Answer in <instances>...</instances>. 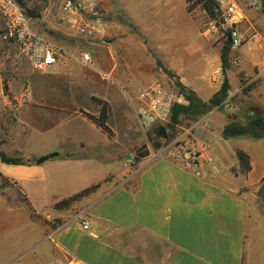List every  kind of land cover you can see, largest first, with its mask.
I'll return each mask as SVG.
<instances>
[{
  "label": "crops",
  "instance_id": "1",
  "mask_svg": "<svg viewBox=\"0 0 264 264\" xmlns=\"http://www.w3.org/2000/svg\"><path fill=\"white\" fill-rule=\"evenodd\" d=\"M96 1L109 13L106 0ZM238 1L245 5L250 0ZM120 3L125 9L123 21L117 20L114 14L105 20V37L112 38L108 46L96 40L75 44L73 52L69 53L73 58L47 73L68 81L72 88L57 98L59 112L55 134L62 139L64 155L58 152L59 157L53 160L79 165L97 160L101 165L80 170L73 182L75 192L63 198L99 184L87 200L90 204L85 218L67 223L47 242L66 258L67 264H264V204L256 196L259 197L264 185V137L223 135L227 126L245 127L253 120V108L264 111V60L251 59L247 65L240 66L241 59L230 50V67L225 73L230 90L224 104L236 115L221 116L220 134L216 137L198 136L195 141L186 142L188 147L206 150L204 154L212 160L216 172L203 165L201 175H197L179 159L163 154L155 158L148 156L138 169H129L123 159L125 156H114L109 151L107 145L111 138L82 114H69L71 104L79 108L72 91L78 88L88 92L90 100L95 97L106 101L112 112L117 111L121 117L125 110L124 99L135 87L153 78L152 52L160 57V62L167 64L168 71L183 81V67L186 69L185 63L191 62L190 55L194 52L189 46L196 35L199 37L193 14L200 7L188 13L185 0H121ZM258 15H244L245 19L239 24L247 20L251 29L249 35L259 25L264 27ZM131 25L147 38L148 44L130 32ZM192 26L196 34L190 31ZM257 41L264 49V43ZM147 46L152 47V52ZM245 46L246 43L241 49ZM90 51L94 52L93 56ZM82 53L90 55L98 71H84L86 66L79 62ZM73 62L81 66L80 74L74 73ZM101 62L110 67L109 72H100ZM231 70L234 85L229 82ZM101 74H109L110 80L102 79ZM213 80L215 84L210 92L200 89L199 82L191 84L192 92L201 103H208L220 89L223 81L220 82L217 75ZM247 80L244 88L243 82ZM229 99H233L231 106L226 103ZM94 105L96 109L89 114L98 113L99 106ZM111 117L112 114L108 126L114 133ZM77 149L82 152L80 155L69 153ZM237 151L248 156V171H241ZM97 157L107 159V165ZM43 164L11 166L2 163L0 172L19 181L34 205L33 191L40 184L35 180L41 176L39 166ZM110 177L113 178L110 180ZM83 223L88 225L87 230L82 227Z\"/></svg>",
  "mask_w": 264,
  "mask_h": 264
},
{
  "label": "rangeland",
  "instance_id": "2",
  "mask_svg": "<svg viewBox=\"0 0 264 264\" xmlns=\"http://www.w3.org/2000/svg\"><path fill=\"white\" fill-rule=\"evenodd\" d=\"M66 1L20 0V5L32 13L29 25L33 32L70 53L74 50L73 46L78 43L84 44L86 41L76 36L70 24L63 19L61 7ZM79 1L74 0L75 3ZM106 1L109 4L107 6L109 13L103 11L101 3L96 1L103 12L104 22L108 20L110 14H114L117 20L123 21L125 9H123L124 5L120 3L121 0ZM234 1L240 3L238 0ZM257 1L260 2L257 4ZM262 3L264 0H250L245 5L242 3L239 5L243 7L246 17L257 13L259 15L256 17H260L259 21L264 22V4ZM257 7H259L258 10ZM193 18L199 28V37L196 35L195 40L189 46L196 54L193 52L190 55L191 62L187 60L186 69L183 67V81L172 71H168L167 64L160 62V57L152 52V47L147 46L148 50L152 52L150 55L152 71L149 69L153 73L151 82L159 83L174 95L168 123L147 128L142 127L138 124L134 110L130 106L129 99L135 97L138 91L150 85L151 82L135 87L128 98L124 99L125 113L122 112L121 117H118L117 111L113 113L110 107V114H112L110 123L114 133L110 145L107 146L114 156L117 154L125 156L123 159L126 160V166L129 169L136 170L147 159L146 157L155 158L160 154L178 159L185 153H189L191 157L196 158L199 150L188 147L186 142L195 141L198 136L216 137L220 134L218 128L222 123L221 116L223 114L230 117L232 114V116L236 115H234V111H229L224 103L220 107L206 106L207 103L204 106V103H201L194 93L197 100L192 106L194 112L178 113L176 120H173L175 107L189 106L193 90L191 84L199 82L200 89L210 92L215 84L214 76L217 75L220 82L224 79L220 54L226 44L225 38L217 33L207 37L202 34L207 18L200 8L195 10ZM245 24L239 25L238 28L243 35L249 36L251 29L247 25V20ZM132 27L133 30L130 32L135 34L138 40L148 44L147 38L141 32L136 31L134 26ZM191 30H194L193 34H196L194 26L190 27ZM1 31L2 19L0 17V34ZM253 32L259 33L257 40L264 43V27L259 25ZM169 33L170 31H168ZM111 40L112 38L105 37L103 41H97L101 42L103 46H108ZM257 40L246 43L242 49L241 47L233 49L237 53L238 59H241L240 66L247 65V61H251V59L258 62L264 60V49L259 47ZM90 54L93 56L94 52L90 51ZM235 61L238 62L237 59ZM73 66L74 73L80 74L81 66L77 63H74ZM219 68L221 71L216 74L215 71ZM95 69L97 67L94 61L92 67H84L86 73L95 72ZM99 70L100 72H109L110 67L101 62ZM96 75L99 77L98 73ZM228 77L230 84L234 85L233 70L229 72ZM69 89L72 88L68 81L33 71L28 61L19 58L16 47L4 43L0 38V152L9 157L21 159L25 166L34 165L31 161L33 158L49 152L55 151L63 154L62 139L55 134L59 112L57 98H61V95ZM72 95L77 99L79 108L70 102L72 105V109L69 111L70 115H81V111L91 113L93 109H96L88 92L74 88ZM232 101L233 99H229L226 103L231 106ZM253 109L255 111L254 119L264 118V111ZM244 115L247 116V113ZM158 128H161L163 133ZM108 147L106 148L108 149ZM69 153L80 155L82 152L77 149ZM97 158L104 162H101L103 165H107V159ZM96 161H87L86 164L79 165L72 161L53 160L39 166L41 176L35 181L40 184L33 191L35 193L32 198L34 205L29 201L19 181L8 178L0 172V264H67L66 258L57 253L54 246L47 241L51 242L54 232L67 223L85 218L90 204L87 200H90L91 193L62 209H55V203H50L74 193L76 188L73 182L77 174L83 168L86 170L94 164L101 166ZM180 161L184 163L182 160ZM0 164H2L1 160ZM203 165L217 171V168L215 170L209 164H201L198 170L202 171ZM189 168L193 169V166ZM112 178L110 177V180ZM256 196L260 200L257 194ZM13 251H15L14 254Z\"/></svg>",
  "mask_w": 264,
  "mask_h": 264
},
{
  "label": "built area",
  "instance_id": "3",
  "mask_svg": "<svg viewBox=\"0 0 264 264\" xmlns=\"http://www.w3.org/2000/svg\"><path fill=\"white\" fill-rule=\"evenodd\" d=\"M219 13L215 19L207 20L203 26V35L210 36L213 33L220 34L231 46L238 49L245 43H252L259 39V33L254 32L249 36L239 31V24L245 19L244 9L234 0H218ZM63 19L70 24L76 36L87 41L105 39V22L103 12L95 0H67L61 7ZM0 17L2 19L1 40L16 47L19 58L28 61L33 71L47 74L55 67L65 63L67 59L73 58L71 54L59 48L47 38L32 31L29 25V17L18 0H0ZM229 41V42H228ZM79 62L86 67H92L93 61L88 53H82ZM219 68L216 73H220ZM102 79L110 80L109 74H101ZM248 80L243 82L246 88ZM174 95L165 90L159 83H153L143 87L135 97L129 99L130 106L138 124L142 127H152L168 123L171 114ZM203 148L199 150L196 158L185 153L178 157L185 165L193 166L195 174L201 175L198 167L201 164H209L216 170L212 160L204 153ZM87 230L88 225L82 224Z\"/></svg>",
  "mask_w": 264,
  "mask_h": 264
},
{
  "label": "trees",
  "instance_id": "4",
  "mask_svg": "<svg viewBox=\"0 0 264 264\" xmlns=\"http://www.w3.org/2000/svg\"><path fill=\"white\" fill-rule=\"evenodd\" d=\"M71 1H74V0H71ZM18 2L20 3V0H18ZM185 2L187 4L186 10L188 13H192L197 7H200V9L204 12L207 20L215 19L218 16V13H219L218 0H185ZM230 50H231V46L226 42L220 54V62H221L224 79L220 86V89L210 97L206 106L212 105L215 107H220L228 97L230 86L228 84L227 79L225 78V73L230 67V60H229ZM191 96L192 98H190V104L188 107L177 106L173 109L174 110V116H173L174 121L176 120L178 113L194 112L192 110V106L197 100L193 92ZM91 100L93 103L99 106L98 113L96 115H92V114L81 111V114L91 123H93L97 128L101 129V131H103V133H105L109 138H112L113 132L108 126V119L110 116L109 104L106 101L95 98V97H92ZM203 105L205 106V103ZM239 134L240 135L246 134L249 136H253L255 138L264 137V118L253 119L245 127L231 124L227 126L223 132V135L225 137L238 136ZM236 156H237V159L239 160L241 171H248L250 169L248 156L242 151H237ZM58 157H59L58 152H51L48 154L41 155L37 158H33L31 161H32V164L34 165H41L47 161L56 159ZM0 160L2 163L6 165H14V166L23 165V161L21 159L9 157L5 155L3 152H0ZM98 186L99 184L94 185L90 188L82 190L81 192L75 195H72L66 199H63L62 201L57 202L54 205V208L62 209L66 206H69L73 202H76L82 197L92 193Z\"/></svg>",
  "mask_w": 264,
  "mask_h": 264
},
{
  "label": "water",
  "instance_id": "5",
  "mask_svg": "<svg viewBox=\"0 0 264 264\" xmlns=\"http://www.w3.org/2000/svg\"><path fill=\"white\" fill-rule=\"evenodd\" d=\"M27 16L30 18L32 13L30 11H26ZM229 42V41H228ZM158 130L163 133V130L161 128H158ZM259 198L262 204H264V185L261 186L259 190Z\"/></svg>",
  "mask_w": 264,
  "mask_h": 264
}]
</instances>
